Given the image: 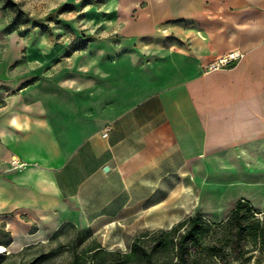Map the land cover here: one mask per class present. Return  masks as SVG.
<instances>
[{"label": "crops", "instance_id": "crops-1", "mask_svg": "<svg viewBox=\"0 0 264 264\" xmlns=\"http://www.w3.org/2000/svg\"><path fill=\"white\" fill-rule=\"evenodd\" d=\"M145 1L150 18L117 44L89 45L49 71L12 68L19 54L0 66V224L10 246L66 225L109 233L132 217L145 233L153 186L170 169L195 168L212 149H264V0ZM159 25L163 33H149ZM236 49L244 56L232 66L205 67Z\"/></svg>", "mask_w": 264, "mask_h": 264}, {"label": "rangeland", "instance_id": "rangeland-1", "mask_svg": "<svg viewBox=\"0 0 264 264\" xmlns=\"http://www.w3.org/2000/svg\"><path fill=\"white\" fill-rule=\"evenodd\" d=\"M146 6L145 0H0V66L9 54L20 56L12 68L49 71L68 65L89 45L101 49L102 42L117 44L134 35L135 26L150 18ZM165 27L150 26L149 33H163ZM176 33L170 34L177 38ZM109 46L103 48L119 49ZM162 182L153 186L154 228L149 232L170 229L197 210L210 221L225 220L238 200L250 203L264 221V149L202 152L195 168L170 169ZM161 198L164 202H157ZM140 224L135 217L117 221L109 233L66 225L44 242L25 246L8 245L11 232L0 224V245L7 248L0 264H123V254L144 234L136 232ZM166 259L154 256L155 261ZM232 264H264V247L249 245L245 258Z\"/></svg>", "mask_w": 264, "mask_h": 264}, {"label": "trees", "instance_id": "trees-1", "mask_svg": "<svg viewBox=\"0 0 264 264\" xmlns=\"http://www.w3.org/2000/svg\"><path fill=\"white\" fill-rule=\"evenodd\" d=\"M249 245L258 250L264 247V221L250 203L238 200L225 220L210 221L197 210L170 229L136 237L123 254V264H232L245 258ZM156 255L167 259L155 261ZM79 258L76 255L75 261Z\"/></svg>", "mask_w": 264, "mask_h": 264}, {"label": "built area", "instance_id": "built-area-1", "mask_svg": "<svg viewBox=\"0 0 264 264\" xmlns=\"http://www.w3.org/2000/svg\"><path fill=\"white\" fill-rule=\"evenodd\" d=\"M244 52L236 49L231 51L229 54H227L224 57H218L214 61L209 62L208 64L205 65L207 69H219V68H225L232 66L234 63L239 61L241 58H243ZM109 129H105L103 132V136L106 137L108 136ZM15 161V160H14ZM20 166V165H19Z\"/></svg>", "mask_w": 264, "mask_h": 264}, {"label": "bare ground", "instance_id": "bare-ground-1", "mask_svg": "<svg viewBox=\"0 0 264 264\" xmlns=\"http://www.w3.org/2000/svg\"><path fill=\"white\" fill-rule=\"evenodd\" d=\"M24 246H25V245H24ZM6 251H7L6 246H4V245H0V255L4 254V252H6Z\"/></svg>", "mask_w": 264, "mask_h": 264}]
</instances>
